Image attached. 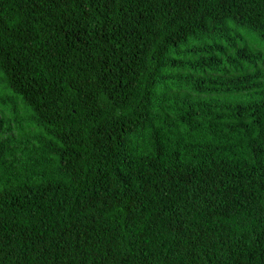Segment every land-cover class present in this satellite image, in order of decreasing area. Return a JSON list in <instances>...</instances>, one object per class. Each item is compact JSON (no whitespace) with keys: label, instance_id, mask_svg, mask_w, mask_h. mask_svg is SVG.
Returning <instances> with one entry per match:
<instances>
[{"label":"trees","instance_id":"obj_1","mask_svg":"<svg viewBox=\"0 0 264 264\" xmlns=\"http://www.w3.org/2000/svg\"><path fill=\"white\" fill-rule=\"evenodd\" d=\"M0 264H264V0H0Z\"/></svg>","mask_w":264,"mask_h":264}]
</instances>
